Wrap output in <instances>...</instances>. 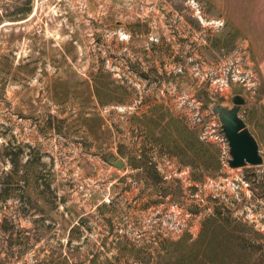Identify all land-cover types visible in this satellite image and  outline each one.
Masks as SVG:
<instances>
[{
	"label": "rangeland",
	"instance_id": "1",
	"mask_svg": "<svg viewBox=\"0 0 264 264\" xmlns=\"http://www.w3.org/2000/svg\"><path fill=\"white\" fill-rule=\"evenodd\" d=\"M263 37L264 0H0V264H175L214 214L264 264ZM236 94L263 164H187Z\"/></svg>",
	"mask_w": 264,
	"mask_h": 264
},
{
	"label": "trees",
	"instance_id": "2",
	"mask_svg": "<svg viewBox=\"0 0 264 264\" xmlns=\"http://www.w3.org/2000/svg\"><path fill=\"white\" fill-rule=\"evenodd\" d=\"M100 86L105 90H111L107 83H104V85L97 84L95 93L99 99L102 96ZM149 124V127L153 130L158 128V133L164 138L168 135L171 136L170 130L173 129L177 132L179 128V121L171 117L166 118L163 111H159L155 118L151 117ZM181 127L184 128L187 134L185 138L186 145L180 143L179 137L172 138L171 141L179 148V152L176 153L183 156L184 161V157H186L187 164L201 165L212 171L218 170L219 159L216 146L199 141L194 132L187 130L185 126ZM139 162L135 161L133 166H143V163ZM151 166L145 165V168L153 178L152 176L155 173L153 172V166ZM246 229V226L240 222H233L227 217L214 214L204 221L199 237L192 243H187L185 240L170 242L171 253L181 251L175 264H248L251 260L249 251H252V249L251 241L244 235Z\"/></svg>",
	"mask_w": 264,
	"mask_h": 264
},
{
	"label": "water",
	"instance_id": "3",
	"mask_svg": "<svg viewBox=\"0 0 264 264\" xmlns=\"http://www.w3.org/2000/svg\"><path fill=\"white\" fill-rule=\"evenodd\" d=\"M233 106H212L221 122L222 132L229 144V166L232 168L243 167L246 165L263 164V156L259 150V144L251 133L244 119L240 116L241 106L245 98L236 94L232 98ZM117 167H122L124 162L120 159L110 161Z\"/></svg>",
	"mask_w": 264,
	"mask_h": 264
},
{
	"label": "built area",
	"instance_id": "4",
	"mask_svg": "<svg viewBox=\"0 0 264 264\" xmlns=\"http://www.w3.org/2000/svg\"><path fill=\"white\" fill-rule=\"evenodd\" d=\"M209 24L214 25L215 27H218V26H222V25H223V21H221V20H212V21L209 22ZM239 72H240V70H239ZM252 76H254L253 73L247 75V77H249V79H250V77H252ZM226 82H227V81H226ZM214 132H215V133H214ZM202 139H203L206 143H210V144H213V145H216V144H217V145L220 147L219 150H220V154H221L222 158L225 157V156H227V155H229V157H230V153H229V144H228V141H227L225 135H224L223 132H222L221 125H220V131H217V130L214 129V128H210L209 131L203 133V134H202ZM210 139H212V140H216L218 143L212 142ZM217 145H216V146H217ZM221 148H222V149H221ZM260 153H261V152H260ZM261 155H262V154H261ZM262 156H263V155H262ZM222 158H221V159H222ZM222 161H223V160H222ZM227 162H228V164H229V160H228ZM261 165H262V164H261ZM257 166H259V165H257Z\"/></svg>",
	"mask_w": 264,
	"mask_h": 264
},
{
	"label": "crops",
	"instance_id": "5",
	"mask_svg": "<svg viewBox=\"0 0 264 264\" xmlns=\"http://www.w3.org/2000/svg\"><path fill=\"white\" fill-rule=\"evenodd\" d=\"M263 42H264V37H263ZM256 52H259V51H256ZM259 69H260V74H261V80H262V91H263V94H262V98L260 100L261 104L263 105L264 107V54L263 56L261 57L260 61H259Z\"/></svg>",
	"mask_w": 264,
	"mask_h": 264
}]
</instances>
